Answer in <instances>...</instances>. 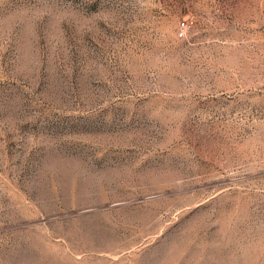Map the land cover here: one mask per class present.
I'll return each mask as SVG.
<instances>
[{"label": "rangeland", "instance_id": "1", "mask_svg": "<svg viewBox=\"0 0 264 264\" xmlns=\"http://www.w3.org/2000/svg\"><path fill=\"white\" fill-rule=\"evenodd\" d=\"M0 264H264V0H0Z\"/></svg>", "mask_w": 264, "mask_h": 264}, {"label": "built area", "instance_id": "2", "mask_svg": "<svg viewBox=\"0 0 264 264\" xmlns=\"http://www.w3.org/2000/svg\"><path fill=\"white\" fill-rule=\"evenodd\" d=\"M181 24H182V26H185L186 25V22L185 21H182Z\"/></svg>", "mask_w": 264, "mask_h": 264}]
</instances>
